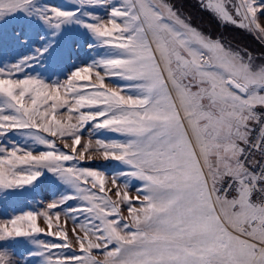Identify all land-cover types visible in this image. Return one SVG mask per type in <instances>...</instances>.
Listing matches in <instances>:
<instances>
[{
	"label": "snow or ice",
	"instance_id": "obj_1",
	"mask_svg": "<svg viewBox=\"0 0 264 264\" xmlns=\"http://www.w3.org/2000/svg\"><path fill=\"white\" fill-rule=\"evenodd\" d=\"M77 2L0 0V17L36 13L57 32L76 21L112 52L53 82L24 70L55 41L0 67V137L28 129L46 149L0 142V192L45 168L75 189L0 219V264H264V0H197L249 45L183 0ZM97 159L126 167L79 163Z\"/></svg>",
	"mask_w": 264,
	"mask_h": 264
},
{
	"label": "rangeland",
	"instance_id": "obj_2",
	"mask_svg": "<svg viewBox=\"0 0 264 264\" xmlns=\"http://www.w3.org/2000/svg\"><path fill=\"white\" fill-rule=\"evenodd\" d=\"M35 4L41 8L48 5L62 8L79 7L77 0H35ZM88 10L101 16L108 11L106 6L100 4L89 6ZM81 18L88 19L82 13ZM0 36L3 37L0 40V67L15 64L23 56H33L39 48L46 46L50 41H55L46 53L35 56L24 70L25 74L38 75L47 82L64 80L75 68L112 54L111 49L101 45L98 38L85 25L73 21L64 24L57 32L45 24L38 14L24 10L0 17ZM109 79L114 84L126 83L118 77ZM90 128H92L91 122L82 134L87 135ZM29 133L28 129H13L4 137H0V142L5 144L15 142L24 147H31L34 151L46 150L45 146L35 142L34 137ZM94 135L106 139L118 137V134L106 129H100ZM79 163L80 166L103 170L108 175L126 167L120 161L113 160L97 159ZM133 186H136L135 182ZM74 191L70 184L45 168L42 170V175L32 184L0 192V219L9 218L23 211L43 208L47 202ZM79 203H81L79 200H70L61 208L74 207ZM37 239L54 238L41 235ZM17 240L21 241L23 238ZM32 247L36 246L32 245Z\"/></svg>",
	"mask_w": 264,
	"mask_h": 264
},
{
	"label": "trees",
	"instance_id": "obj_3",
	"mask_svg": "<svg viewBox=\"0 0 264 264\" xmlns=\"http://www.w3.org/2000/svg\"><path fill=\"white\" fill-rule=\"evenodd\" d=\"M183 3L187 5L185 10H192L195 13L194 19L201 23L206 30H212L214 33H219L226 39L231 40L234 44L244 43L249 45L252 43L251 38L246 34H243L241 30L234 29L228 25H220L219 21L209 13L198 11L197 0H183Z\"/></svg>",
	"mask_w": 264,
	"mask_h": 264
}]
</instances>
